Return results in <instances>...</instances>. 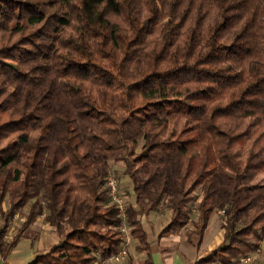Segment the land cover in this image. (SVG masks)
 I'll return each mask as SVG.
<instances>
[{
  "label": "trees",
  "instance_id": "obj_1",
  "mask_svg": "<svg viewBox=\"0 0 264 264\" xmlns=\"http://www.w3.org/2000/svg\"><path fill=\"white\" fill-rule=\"evenodd\" d=\"M110 161L132 182L142 264H154L142 216L162 205L161 235L191 222L198 245L223 211L224 241L191 264H241L260 250L264 0H0L2 258L44 210L57 242L26 264L117 252Z\"/></svg>",
  "mask_w": 264,
  "mask_h": 264
},
{
  "label": "crops",
  "instance_id": "obj_2",
  "mask_svg": "<svg viewBox=\"0 0 264 264\" xmlns=\"http://www.w3.org/2000/svg\"><path fill=\"white\" fill-rule=\"evenodd\" d=\"M154 213L156 212L142 216L143 227L149 237L154 264H191L200 257L207 255L224 241L225 229L222 223L219 224V221L214 222L211 228L208 226L199 245L198 234L192 233L190 241L185 235L186 232L184 234L185 228L175 233L161 235L162 230L170 221V216L163 221L160 218L161 214ZM147 216L151 217L147 219ZM34 225L31 226V231L28 235L19 241L16 248L6 259L0 255V264H26L39 253L47 252L57 242L55 235L47 237L46 231L41 233L39 240H34L33 238L36 235L32 232L34 231ZM136 243L137 241L132 237V242L129 246L131 257L124 264H142L145 252L137 251L135 249ZM255 254L256 252L251 255ZM248 263L242 262L241 264Z\"/></svg>",
  "mask_w": 264,
  "mask_h": 264
},
{
  "label": "rangeland",
  "instance_id": "obj_3",
  "mask_svg": "<svg viewBox=\"0 0 264 264\" xmlns=\"http://www.w3.org/2000/svg\"><path fill=\"white\" fill-rule=\"evenodd\" d=\"M165 20H167V18L164 19L163 22ZM161 24H159L158 27H160ZM140 146L141 145H139L138 148H140ZM125 168H126V164L124 162H122V161H110L107 176H113V177L118 179L119 185L121 187L120 195L123 198L124 202L126 204H128L129 202H132L134 200V198H133L134 195L131 192L132 191L131 190L132 189V182L129 179V177L124 173V169ZM263 177H264V173H262L259 176V180L262 181ZM128 192L131 193V194H129ZM197 194L200 195L201 191L199 190L197 192ZM195 207H196V203L193 204L192 219L195 218V214H196V209H194ZM28 209H29V207L26 206L21 213H17L12 218L10 230L8 232L9 233V237L12 236L17 231V229L19 228L21 222L24 219L23 213L27 212ZM155 212L158 213V214H161L160 218L163 221L170 216V210L166 209V207H164L163 205L160 206V208L157 211H155ZM156 213H154V214H156ZM222 214H223L222 212H217V213L213 214L212 219H211L210 224H209V228H211V226L213 225L214 222H218L219 221V224L222 223ZM151 216H147V219L149 217H151ZM0 222H1V220H0ZM36 222L37 223L33 226L34 227V231H32V232H34V234H36L35 237L33 238L34 240H39L41 238V233L44 232V231L47 232V234H46L47 237H49V235L54 236V232H53V229H52L51 225L46 221V211L45 210H44V213L38 217V220ZM193 228H194V226L190 222L185 227L184 234L188 230H193ZM251 256L253 257V259H252V261H249L248 264H264V243L262 244L260 250L258 252H256L255 255H251ZM130 257H131V255L129 253L127 261L129 260Z\"/></svg>",
  "mask_w": 264,
  "mask_h": 264
},
{
  "label": "built area",
  "instance_id": "obj_4",
  "mask_svg": "<svg viewBox=\"0 0 264 264\" xmlns=\"http://www.w3.org/2000/svg\"><path fill=\"white\" fill-rule=\"evenodd\" d=\"M106 183L109 188V194L118 208L123 239L119 250L108 257L98 258L94 264H124L129 256V246L132 242L131 226L127 222L126 203L120 195V185L118 179L113 176L106 177ZM223 212V211H222ZM251 255L245 257L246 262L252 261Z\"/></svg>",
  "mask_w": 264,
  "mask_h": 264
}]
</instances>
